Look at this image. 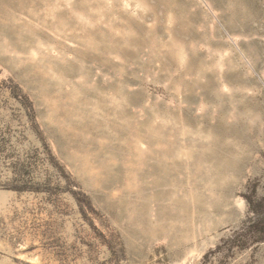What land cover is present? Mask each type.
<instances>
[{
  "label": "rangeland",
  "instance_id": "1",
  "mask_svg": "<svg viewBox=\"0 0 264 264\" xmlns=\"http://www.w3.org/2000/svg\"><path fill=\"white\" fill-rule=\"evenodd\" d=\"M264 0H0V264H264Z\"/></svg>",
  "mask_w": 264,
  "mask_h": 264
},
{
  "label": "trees",
  "instance_id": "2",
  "mask_svg": "<svg viewBox=\"0 0 264 264\" xmlns=\"http://www.w3.org/2000/svg\"><path fill=\"white\" fill-rule=\"evenodd\" d=\"M260 232H261V233L263 234V236H264V232H263V229H260L259 233H260Z\"/></svg>",
  "mask_w": 264,
  "mask_h": 264
}]
</instances>
